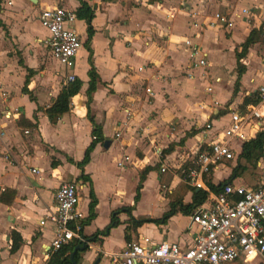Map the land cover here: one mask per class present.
Listing matches in <instances>:
<instances>
[{
    "label": "crops",
    "instance_id": "0c3cea01",
    "mask_svg": "<svg viewBox=\"0 0 264 264\" xmlns=\"http://www.w3.org/2000/svg\"><path fill=\"white\" fill-rule=\"evenodd\" d=\"M210 2L211 0H90L86 2L93 11L90 23L93 34L88 46L98 80L91 93L89 114L94 123L100 127L104 141L96 144L90 152L89 161L82 168L83 175L89 181L87 179L84 181L78 178L79 171L69 162H80L85 149L93 139L85 108V91L88 85L86 75L88 54L84 48L87 39L85 24L76 19L72 25L81 42L75 57L76 67L72 73L74 79L79 80L81 85L78 93L71 98L68 111L54 125L48 122L43 110L63 86L62 82L67 72L56 65L41 46L40 42L46 34L38 32L40 37L35 36L31 28L32 18L34 17L38 22L40 11L58 5L74 12L78 2L35 0V3H31L28 0H0V48H14L21 56L16 60L0 57V62L5 66L3 68H6L10 62L13 72L1 69L0 72H4L5 79L12 77L17 80L15 95L18 97V101L10 105V100H5L0 93V110L9 108L17 109L19 112V117L15 121H0L2 128L0 264L48 263L50 255L47 253V247L52 239V228L50 225L39 227L38 220L50 208L54 192L62 183L74 182L79 187L76 212L80 222L88 217L89 192L93 193L96 201L93 208L94 216L82 226L81 230L85 238L103 230L109 223L111 213L124 208H131L130 216L133 219L137 217L159 219L168 211L169 206L176 201L174 189L180 181L173 173V178L167 175L166 184H159L160 176L168 174L167 169L164 173H160V167L181 172L184 168L183 162L194 153L197 141L203 138V125L209 123L212 132L215 130L219 132L226 127L229 112L243 110L247 106H242L243 99L254 93L256 86L261 82L260 78L264 77L263 72L255 73L254 69L250 68L251 48L255 45L253 44L248 47L239 61L243 71L237 78L235 52H239V46L251 29L244 30L245 24L242 21H238L234 27L231 24L230 31L227 30L228 27L216 25L205 29L213 23L208 11L220 9L218 14L228 18H230L229 14L231 16L227 0H219L213 6H210ZM164 13L168 14L164 15ZM223 29L228 34L227 37ZM232 29L237 36L232 35ZM3 35L8 37L6 42L2 39ZM262 35L264 36V33ZM182 38L190 40L198 47L200 45L205 60L208 53H212L219 60L223 58L224 53H228L231 59L230 65L224 69L228 89L226 88L222 93L221 98L215 93L205 92L210 95L207 100L205 98L203 101L201 95L196 97L197 100L192 101V104L188 103L194 98L190 83L193 84L196 74L194 68L190 67L189 49L180 43ZM195 38L199 39L198 42H195ZM225 41L229 42L225 44ZM38 54L48 56L47 66L39 67L41 62ZM81 54L83 64L78 65ZM51 63L54 66L50 67ZM213 66L211 61L207 62V67L224 68L222 65ZM26 70L32 73L28 74ZM211 73L214 72H203L197 79L204 82L214 77L213 81L218 79L217 83H219L220 77L211 76ZM26 77L27 82H24ZM254 77L259 82L256 85H252L255 82ZM24 86L32 100L28 95L20 92ZM206 87L210 88V85H205ZM145 89H149V93H146ZM1 91L5 92L0 85ZM174 97L185 101V104L175 105ZM219 122L222 124L214 127V124ZM168 123L174 124L171 130ZM211 136L212 133L207 131L205 139ZM104 142H107L106 147H103ZM231 142L238 144V150L235 151L230 143L237 157L243 141ZM155 149L160 150L162 156L158 157ZM73 153L76 154L75 157L72 156ZM37 155L44 159V165L40 166L35 162ZM105 156L110 158L111 164L121 169L119 175L107 176L104 174L103 166H97ZM176 156L178 160L175 159ZM259 165L263 167L261 162ZM225 166L222 163L212 172L211 184L217 185L228 177L231 170L229 168L223 177L217 181L212 180L213 173L218 169H225ZM31 170L36 171L32 173ZM128 171L132 172L135 179L131 203L126 206L119 201L116 205L115 203L111 205V197L108 195L114 194L118 196V200L121 198L123 192L119 189L120 175ZM140 175L144 179L141 182L139 199L134 204V191ZM106 180L109 184L105 183ZM152 180L156 182V198L163 204L162 212L156 218L146 214L138 215L140 212L136 211L145 186ZM240 180L236 178L230 183L250 187ZM261 183H264V170L259 184ZM184 184L187 185L185 180ZM162 185L171 191V194L161 192L159 187ZM188 188L191 190L190 186ZM192 191H187L184 195L183 203L181 202L183 205L190 203ZM103 205L105 218L101 220L98 211ZM115 217L118 224L110 229L105 237H98L99 240L93 243L95 250L87 251L83 248L81 251L76 249L80 248L76 246L70 252L69 260L72 259V256L70 257L72 252L77 253V259L70 264H94L96 261L97 264L101 261L108 264L107 254L120 251L129 242L140 237L149 238L152 244L161 241L175 243L180 247L191 244L192 231L188 230V215L176 212L164 224L143 223L138 227L133 225L132 230L128 228V222L131 221L126 213L122 211ZM183 219L187 222L182 227L174 229V223ZM117 230L122 236L119 248H107L112 234ZM12 234L19 240L15 243L17 245L14 250L10 249ZM73 243L75 242L72 241L64 246ZM236 263L246 264L240 261ZM256 264H259V261Z\"/></svg>",
    "mask_w": 264,
    "mask_h": 264
},
{
    "label": "built area",
    "instance_id": "2783aa9c",
    "mask_svg": "<svg viewBox=\"0 0 264 264\" xmlns=\"http://www.w3.org/2000/svg\"><path fill=\"white\" fill-rule=\"evenodd\" d=\"M75 20L73 11L58 5L42 10L38 15V23L46 32L41 46L51 60L67 72L63 85L74 80L72 70L76 67L75 57L81 47L80 39L72 27ZM209 25L230 27L231 22L225 15L215 13L213 23ZM184 45L189 49L191 63L204 67L205 54L198 46L190 40H184ZM261 65L264 67V58ZM214 82L217 83L218 79H214ZM145 91L149 93V89ZM209 91L210 88H206V92ZM254 93L256 103L247 105L241 111H230L226 127L219 132H212V126L205 123L203 138L197 141L194 153L182 164L184 168L181 173L185 183L191 190L204 194L203 201L188 214L191 244L187 247L166 241L152 244L149 238L140 237L120 251L107 254L108 264H226L237 261L244 263L252 258L264 264V183L256 188L233 183H227L217 190L208 186L211 184L212 172L220 164L235 160L231 141H245L264 130V77ZM18 117L17 109L0 110L2 122L15 121ZM207 131L212 133L209 139H205ZM160 153V150L155 149L158 157ZM165 170L166 167L162 166L159 172L164 173ZM35 171L31 170L32 173ZM78 189L74 182L60 184L54 192L50 208L38 220L39 227L50 225L52 228L48 255L72 241L81 247L85 246L87 251L95 250L93 243L86 241L81 234L80 217L76 212ZM159 190L171 194L163 185Z\"/></svg>",
    "mask_w": 264,
    "mask_h": 264
},
{
    "label": "rangeland",
    "instance_id": "374dc122",
    "mask_svg": "<svg viewBox=\"0 0 264 264\" xmlns=\"http://www.w3.org/2000/svg\"><path fill=\"white\" fill-rule=\"evenodd\" d=\"M218 1L219 0H211V2L209 4H210V6H213ZM227 1H228V5H227L228 11L231 12V16H230V14L228 15L230 18H228V17L227 18L230 20L233 27L237 24L238 21L244 22V24H245L243 26L244 30L252 29L253 27L258 26L259 23L260 24L262 23L263 24L262 31L264 33V0H227ZM180 5H182V4H180ZM219 11H220V9H213V10H210V12L208 11L207 13L210 15V17L213 18L214 14L219 12ZM167 14L168 13H164V15H167ZM32 19H33V21L31 22V28H32V31L35 33V36L40 37V34H46L45 30L42 29L41 27H39L37 20L34 17ZM211 27L212 26L209 25V27L207 26V27H205V29L211 28ZM229 28L230 27H228L227 30L230 31ZM222 31L224 32V35L227 37L228 34L226 33V31H224V29ZM38 32H40V34H38ZM238 32H240V31H238ZM243 33H244V31H242L241 34H243ZM233 34H234V36H237V33L235 32L234 29H232V35ZM2 39H4V41L6 42L8 37L7 36L5 37L3 35ZM184 40H185V38H182L180 43L184 44ZM186 40H188V39H186ZM194 40H195V42L196 41L198 42L199 39L195 38ZM228 42L225 41V44H227ZM198 48L202 52H204L200 45ZM251 49H252V51L250 53L251 54V56H250L251 67L250 68L254 69L255 73H257V72H259V73L263 72L264 73V67L261 65V60H263V58H264V36H263V39L261 41H259L258 43H256L254 45V47ZM0 57H4V59L5 58H11L14 60L18 59L19 57L21 58L19 52L16 49L5 48V47L0 48ZM47 58H48V56L46 54L45 55L38 54L39 62H41V65L39 64L40 68L41 67L43 68L49 64ZM196 59L197 58H195V60ZM230 60L231 59H230L228 53H224L223 58L220 60L218 58H215L212 55V53L211 54L208 53L206 60H205L206 61L205 62V68L202 69L201 67L194 66L193 63H191V58H189L190 67L194 68L193 70H194L196 75L194 76L195 78L192 82L193 84L190 83L191 91L194 93V98H193V100L189 101L188 103L192 104L193 103L192 101L197 100L196 97H200L201 95L203 96L202 97L203 101L205 98H206V100L208 99V97L210 95L206 94L207 93L206 88H208V87L205 88V85H210V91L209 92L215 93L216 96H218L219 98H221L223 96L222 93L226 90V88L228 89V86L226 84V72L224 71V69H227V66L230 65V62H229ZM208 61H211L214 64L213 67H217L218 65H222V67H224V68L207 67ZM79 64H81V65L83 64L82 54H81L80 60L78 62V65ZM52 66H54L53 63L50 64V67H52ZM3 67H5V66H3V64L0 62V69L1 70H4V71L7 70L9 72H13L11 70L10 62L7 64L6 68H3ZM52 70H53V68H52ZM206 71L207 72L208 71L214 72V73H211V76H214V75L219 76L220 82L219 83L214 82L213 81L214 77H211L209 81L205 80L204 81L205 83L203 81L198 80L197 77L201 73H203V72L205 73ZM250 73H252V70ZM3 74H4V72H0V78H1L0 85H1V89H4L5 92L1 91L0 93H1L2 97L5 98V100H7V101L10 100V105H13L16 101H18V97L15 95V91H16L15 85L17 83V80L15 78H12V77L5 79ZM260 79L262 80V77ZM254 80H255V82H253L252 85H254V84L256 85L259 83L256 78ZM223 87H224V89H222ZM204 88H205V91H203ZM6 91L11 92V93H7ZM174 98H175L174 99L175 105L178 106V104H179V105L183 106V103L185 104V101L176 99V97H174ZM199 106H200V104L198 105V107ZM220 124H222V123L221 122L216 123V124H214V127H218ZM173 126H174V124L170 125L168 123L169 130H171V128H173ZM231 145H233L235 151L238 150V144L236 142H231ZM185 151L188 152V150H185ZM72 156L75 157L76 154L73 153ZM160 156H162L161 153H160ZM50 159H52V158H50ZM175 159L178 160V157L176 156ZM35 162L37 164H39L40 166L45 164L44 159H42L39 155L36 156ZM102 162L101 163L98 162L97 166L98 167L103 166L104 174L107 176L116 175L121 170L120 168L115 167V165L111 164L110 158L108 159L107 156H105L103 158ZM260 162H261L263 167H260V165H259ZM224 164L227 166V167L225 166V169H218L213 173V178H212L213 181H217V179H219L220 177H223L227 173V169L228 168L231 169L235 165V162H226ZM256 167L258 168V174L257 173L254 174V179L258 178L257 181L255 180L256 181L255 184H259V182L261 181L262 176H263L264 159L259 160L257 162ZM166 169L168 170V172L166 171L168 174H162L160 176L159 184H166L167 175L171 176L172 178H173V173L175 175H177L179 177L180 183H178L179 185L177 184L178 186L174 189V191H175L174 192V199L176 198L175 200H181V202L183 203L182 200H183L184 195L186 194L187 191H191V190H189L188 186L184 184V180L182 177L183 175H181L182 173L179 170L175 171V169L174 170L168 169V168H166ZM128 172L122 173L120 175L119 189H120V191L123 192V195L121 196V198L118 200V198H117L118 196H116L114 194L112 196L110 194L108 195V197H111V200H110L111 205H113V203H115V205H116V203H119V201H121V203H125L126 206L131 203L135 179H134V175L132 174V172H130V171H128ZM106 179L108 180V177ZM238 179H241L240 181L242 183L248 184V180H250L251 178L247 177V178H238ZM107 180L105 183L109 184V182H107ZM218 182H220V181H218ZM104 185H106V184H104ZM155 187H156V182H154L153 180H152V182H149L145 186V189H144L143 194L141 196L140 204L136 208V211L140 212V213H138V215L146 214V215H150L151 217L156 218V217H159V215L161 214L162 209H163V204H162V202H159V200L156 198L157 193H156ZM98 212L100 215V219L104 220V218H105V207H104V205L99 209ZM186 222H187L186 219L178 220V222L174 223V229H178V228L182 227ZM128 228L131 230L133 229V224L131 222H128ZM129 229H128V231H129ZM121 242H122V236H121L120 231L117 230V231H115V233L112 234L111 240L109 242V246L107 248H110V247L119 248V245L121 244ZM102 262L103 261H101L100 264H104ZM256 262H258V260L252 258V259L248 260V262H246V264H256ZM226 264H238V263L234 262V263H226Z\"/></svg>",
    "mask_w": 264,
    "mask_h": 264
},
{
    "label": "trees",
    "instance_id": "16d2710c",
    "mask_svg": "<svg viewBox=\"0 0 264 264\" xmlns=\"http://www.w3.org/2000/svg\"><path fill=\"white\" fill-rule=\"evenodd\" d=\"M76 1L78 2V7L75 9L74 14L77 20L84 22L85 28H86L85 32L87 36L86 42L84 43V48L88 54L87 56L88 70L86 72V75L88 78V85L85 91V97H86L85 108H86V119L91 125L90 134L93 139L91 140L88 147L85 149L81 161L78 163H73V162H69V163L74 165L75 168L79 171V176H78L79 179L84 180V181L87 179V181H89L88 178L85 175H83L82 168L85 164L88 163L89 154L92 151L93 147L98 143H102L104 139L101 135L100 127L94 123L93 118L89 114V103L91 100V93L94 91L95 85L98 81L95 70L91 62V51L88 46L89 40L93 34L92 28L90 25L91 20L93 18V11L86 3L87 1H90V0H76ZM262 28H263L262 23L257 28H252L249 31L243 43L239 46V52L237 51L235 52V56H234L235 63H236L235 71H236L237 78H239L240 74L243 71V67L239 63V61L240 59L243 58V56L245 55L250 45L256 44L263 39ZM18 63L21 64L20 60H18ZM26 72L28 74L32 73L30 70H26ZM24 82H27V77L25 78ZM236 83L234 84V86H236ZM80 85L81 83L77 79H74L72 82H68L64 84L60 88L56 97L48 105V107L43 110V114L45 115V117L47 118L48 122L51 125L56 124L58 119L64 113L68 111L70 100L78 93ZM20 92L22 94L28 95V98L32 100L25 86L21 89ZM255 103H256L255 93H252L243 99L242 106H246L248 104H255ZM263 142H264V130L257 132L256 134H254L253 137L243 141L240 146L239 154L237 155L235 159V165L231 168L228 177L224 181L218 183L217 185L208 184L209 188L212 190H217L220 187L224 186L225 184L230 183L236 178H247V177L251 178L250 180H248V185H250L251 188H256L258 184H255V182L258 180V178L254 179V174L255 173L258 174V168L256 167L257 162L261 159H264ZM142 175L139 176L138 184L135 187L134 196H133L134 204L139 199V191L141 189V182L144 179ZM89 197H90V202L88 204V217L84 221L80 222L81 226H85L91 219H93V216H94L93 208H94L96 201L91 191L89 192ZM203 199H204L203 193L199 191L197 192L192 191L191 201L189 204L183 205L180 200H176L169 206L168 211L163 213L159 219H149L147 217H137L133 219L130 216L131 208H124V209L112 212L110 215L109 223L106 227H104L103 230L97 231L89 237H86V238L84 237V239H86V241L90 243H94L97 240H99L98 237H105L108 231L116 227V225L118 224L115 215L122 211L126 213L127 217L130 219L129 221H131L135 227H138L142 225L143 223L164 224L167 221V219L170 218L172 215H174L176 212H179L183 215H188L194 207L198 206L203 201ZM0 200L2 199L0 198ZM11 238H12V244H11L10 249L14 250L17 245V244L15 245V243L19 240H17V238H15V235L13 234L11 235ZM76 246L81 247L78 244L73 243V244L60 248L57 252L50 255L47 264H70L71 261L75 262L77 259V256H76L77 253L72 255L71 261L69 260V254ZM83 248L84 250H86L85 246H83Z\"/></svg>",
    "mask_w": 264,
    "mask_h": 264
},
{
    "label": "water",
    "instance_id": "95a60500",
    "mask_svg": "<svg viewBox=\"0 0 264 264\" xmlns=\"http://www.w3.org/2000/svg\"><path fill=\"white\" fill-rule=\"evenodd\" d=\"M29 2H31V3H35V0H28ZM107 146V142H104L103 143V147H106ZM76 249H79V250H83V247H80V248H76ZM75 251V250H74ZM73 255V252H72V254L70 255V257ZM94 264H97V261L96 262H94Z\"/></svg>",
    "mask_w": 264,
    "mask_h": 264
}]
</instances>
